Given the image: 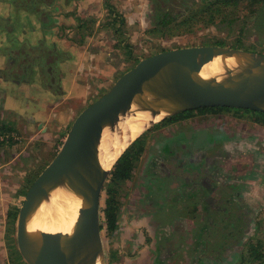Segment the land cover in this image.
<instances>
[{"label": "rangeland", "instance_id": "374dc122", "mask_svg": "<svg viewBox=\"0 0 264 264\" xmlns=\"http://www.w3.org/2000/svg\"><path fill=\"white\" fill-rule=\"evenodd\" d=\"M199 1L0 0V264H25L11 259L17 253L16 221L10 222L9 213L19 210L77 115L140 59L215 46L217 40L226 43L223 47L238 43L240 50L264 55V1L252 6L222 0L213 23L191 15L183 25L188 12H200ZM158 9L173 17L170 24L163 25ZM115 14L123 22L115 21ZM256 119L249 113L217 111L144 132V153L131 178L112 183L117 190L112 191L117 209L112 232L102 213L109 179L103 189L105 264H264L245 259L248 242L260 244L264 254V127ZM181 138L176 156L185 160L206 146L202 141H211L205 148L223 183L206 189L210 198L188 188L182 193L171 178L157 186L145 175L159 148ZM224 138L226 148L212 142ZM170 171L181 175L175 161ZM232 183L243 187L241 204L247 209L229 210L224 203L232 195L224 186ZM226 213L231 227L224 219L214 232L210 223Z\"/></svg>", "mask_w": 264, "mask_h": 264}, {"label": "water", "instance_id": "95a60500", "mask_svg": "<svg viewBox=\"0 0 264 264\" xmlns=\"http://www.w3.org/2000/svg\"><path fill=\"white\" fill-rule=\"evenodd\" d=\"M215 58L222 61L233 58L239 64L238 73L231 75L225 71L220 76L202 77L203 66ZM263 64L262 54L223 46L180 48L140 59L103 96L77 115L56 156L25 193L18 210L14 237L21 260L25 264H84L94 232L99 240L96 255L105 264L100 234L103 189L117 160L133 141L121 151L110 169H104L99 157L104 133L115 134L119 116L137 97L156 96L162 88L174 93L176 100H187L185 105L179 101L181 105L162 120L202 108L264 113ZM77 177L88 187L83 193L72 233L64 236L28 230V223L34 218L35 203L46 188L62 180L71 185L70 179Z\"/></svg>", "mask_w": 264, "mask_h": 264}, {"label": "bare ground", "instance_id": "6f19581e", "mask_svg": "<svg viewBox=\"0 0 264 264\" xmlns=\"http://www.w3.org/2000/svg\"><path fill=\"white\" fill-rule=\"evenodd\" d=\"M235 64L233 58H227L224 61L221 58H215L203 66L201 76L205 78L220 76L225 71L236 75L239 64ZM175 97L176 95L166 88H162V92L156 96L145 94L137 97L130 107L119 116L115 134L104 133L99 155L102 167L110 169L121 151L144 133L147 128H150L151 124L162 120L173 112L176 107L181 105L179 101L182 102V105L187 103L186 99L181 101L176 100ZM70 182L71 185L62 180L46 188L35 203L34 218L29 221L28 230L60 233L64 236L72 233L77 213L83 201L82 196L88 184L79 177L71 178ZM90 237L84 264H100L101 260L96 255L99 250L98 236L93 232Z\"/></svg>", "mask_w": 264, "mask_h": 264}, {"label": "trees", "instance_id": "16d2710c", "mask_svg": "<svg viewBox=\"0 0 264 264\" xmlns=\"http://www.w3.org/2000/svg\"><path fill=\"white\" fill-rule=\"evenodd\" d=\"M242 1L248 2L249 4L254 6V5L262 3L264 0H242ZM221 2L223 1L222 0H200L198 4V7H201L200 12L198 14L196 13L193 14L194 11L188 12V15H187L188 17H185L182 19L181 21L182 24L185 25L188 22H190L191 20H189V17L191 15L196 16V17L198 16L201 17L203 15L204 17L203 18L201 17V19L199 20H207L206 23H209V24L213 23L215 18L218 17L221 13V10H220L221 7L219 6V3ZM227 3L229 2H224V4H227ZM158 10L159 12L157 13V15L159 16L160 20L167 22V23L163 22L164 23L163 25L165 26V25L170 24V22L172 21L171 19L173 17L167 18L168 12H163L164 10H161V9H158ZM114 20L119 21L120 23L123 22V20L116 14L114 16ZM213 45L224 46L226 45V43L221 40H217L213 43ZM239 46L240 44L237 43L233 45L232 47L236 49H241V48H238ZM217 111H220V112L221 111H234V112H243V113L252 114L253 116L257 118L256 122L264 127V113L253 112L249 110L231 109V108H202V109H197V110H192V111H186L184 113H179V114L170 116L160 121L159 123L155 124L154 127L158 129L168 124H172V123L174 124L184 119L190 118L191 116H193V114H204V113H211V112L214 113ZM145 135L146 133H142L140 137L135 139L128 146V148L120 156V158L117 160L116 164L114 165L113 169L110 172V176L108 179L111 182L105 189L106 200H105V207L102 213L104 215L103 218H104V222L106 224L107 230L111 232L116 228L115 223L117 221L116 220V217H117L116 216V213H117L116 202L114 200V194H113V192L117 190L114 187H112V183L114 184L124 183L126 180L131 178V174L134 169V162L138 160V158L140 157L142 153H144L145 143H146L144 139ZM161 179H162V182L164 183L165 177L164 179L163 178ZM157 186H160V183H157ZM17 212L18 210L15 209V212L9 213L8 219L10 220L11 223L12 221H16L17 214H18ZM229 227H231L230 224H229ZM102 229L103 227H101L100 230ZM227 235H229V233H227ZM245 245L247 246V255H245V259L248 262L250 261L253 263L254 262L262 263L264 260V254L260 250V244L253 245L248 242V243H245ZM11 259H21V258L18 255V253H16V255H13V257L11 256Z\"/></svg>", "mask_w": 264, "mask_h": 264}, {"label": "flooded vegetation", "instance_id": "af4514ba", "mask_svg": "<svg viewBox=\"0 0 264 264\" xmlns=\"http://www.w3.org/2000/svg\"><path fill=\"white\" fill-rule=\"evenodd\" d=\"M204 114H207V113H204ZM200 115H203V114H200ZM184 120H186V119H184ZM182 121H180V122H182ZM180 122H177V123H180ZM177 123H174V124H177ZM174 124L173 123L168 124V126L174 125ZM182 139L183 138L175 139L172 143L168 144V146L166 145L164 147H160L159 150L156 152V154L154 156H152L151 159L148 160V163H147L146 169H145V172H146L145 175H146L148 180L154 178L155 179L154 182L156 184L158 183L159 179H160L159 181H162L161 178L164 179V177H165V183L169 182L172 179L173 182L176 183V186L178 185L180 187L182 193L186 192L187 191L186 188H188V189H192L193 192H202L203 194H209V192L206 189H209L211 184L213 186H218V184L221 185L223 183L220 180L221 171L218 168H215V166L212 162V154H211L209 149L208 150L206 149V148H208V145L211 144V143H209L211 141H210V139L202 141L201 143L203 145H206V146L198 147L196 149L195 153L194 154L190 153V155L188 157L186 156V160H185V159H183V157L179 158L178 155L176 156L177 147L183 145ZM214 141L221 142L223 148H226L225 138L212 140V142H214ZM164 148H166V149H164ZM214 155H215V153H214ZM141 156H142V154L140 155L138 160L134 162V167H135V163L140 161ZM173 160L176 162L177 168L181 172L180 177L178 175L173 176L171 174L170 168H171V163L174 162ZM213 169H214V172L211 176ZM185 174H187V176H185ZM224 187L227 190H229L228 194H232L230 197L227 196L228 199H226L224 202L225 204L229 205V210L231 208V210L242 211V210L248 208V207L246 208L243 204H241V200H243L242 199V193H243L242 188L243 187L241 185L232 183V184H230L228 186H224ZM208 197L210 198V194ZM215 203H216L215 200L210 202V207ZM222 214L224 215V213H222ZM224 219H226V227H227L230 223V221L228 219V213H226L224 218L221 219V216H219L218 221L215 219L214 221H212L210 223V227L213 229L214 232L216 231V227L223 223L222 220H224ZM240 229H242V228H240ZM236 235H235V237H237ZM230 237H231V235H230ZM17 253H18V251H17ZM18 255H19V253H18Z\"/></svg>", "mask_w": 264, "mask_h": 264}]
</instances>
